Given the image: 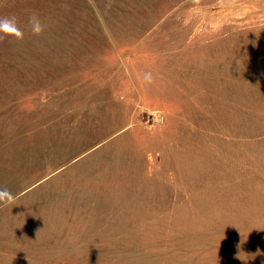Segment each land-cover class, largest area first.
Instances as JSON below:
<instances>
[{"label": "rangeland", "instance_id": "rangeland-1", "mask_svg": "<svg viewBox=\"0 0 264 264\" xmlns=\"http://www.w3.org/2000/svg\"><path fill=\"white\" fill-rule=\"evenodd\" d=\"M5 17L24 37L0 40V264H264V0Z\"/></svg>", "mask_w": 264, "mask_h": 264}, {"label": "clouds", "instance_id": "clouds-1", "mask_svg": "<svg viewBox=\"0 0 264 264\" xmlns=\"http://www.w3.org/2000/svg\"><path fill=\"white\" fill-rule=\"evenodd\" d=\"M29 24L33 34L40 35L43 32V25L40 19L33 15L29 18ZM5 37H13L16 40H22L24 37L23 31L17 24L16 18H0V40ZM15 202V196L7 188H0V204L9 205Z\"/></svg>", "mask_w": 264, "mask_h": 264}]
</instances>
